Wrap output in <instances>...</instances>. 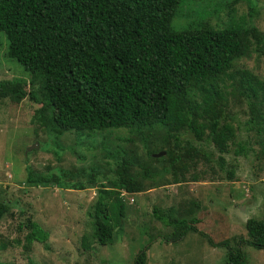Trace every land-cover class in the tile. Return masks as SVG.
I'll return each instance as SVG.
<instances>
[{"label":"trees","instance_id":"16d2710c","mask_svg":"<svg viewBox=\"0 0 264 264\" xmlns=\"http://www.w3.org/2000/svg\"><path fill=\"white\" fill-rule=\"evenodd\" d=\"M186 1L0 0L6 56L22 66L32 86L42 89L45 107L53 115L43 116L42 126L52 145L61 148L58 140L67 131L87 135L115 129L137 134L155 127L166 131L160 141L166 147L165 154L159 158H153L154 152L141 140L150 160L162 165L161 171L133 162L125 153L116 164L114 188L101 186L98 190L90 217L93 239L100 246L110 245L116 230L121 231L126 205L120 192L139 194L158 188L160 178L167 174L171 179L161 182L162 186L199 183L205 172L188 179L185 175L199 163L210 162L204 142L217 150L219 166L225 164L224 155L246 158L253 152L248 140H237L229 106L245 103L247 132L264 134L263 76L238 64L251 52L264 55V33L254 25L259 3L245 0L247 21H230L223 30L211 29L203 16L192 17L176 29L172 20L184 13L208 16L193 11L198 4L189 6ZM221 1L219 11L229 4V0ZM239 1L232 0L231 6ZM31 97L39 102L33 94ZM181 132L190 138L181 141ZM258 153L264 154V143ZM135 164L143 170L139 177L131 173ZM26 171L27 187L83 188L65 183L68 174L59 169ZM166 210L154 207L151 212L168 233L160 236L163 242L176 243L188 233L198 232L183 218L185 211ZM7 214H12L11 207L0 201V221ZM245 229L249 238L239 240L236 248L227 240L215 243L208 239L210 246L227 249L225 264H247L242 243L264 251V220L248 219ZM36 232L41 231L31 230L25 236V249L33 241L42 242ZM85 239L82 246L88 249ZM2 249L4 245H0ZM147 250L142 248L133 264H147Z\"/></svg>","mask_w":264,"mask_h":264},{"label":"rangeland","instance_id":"374dc122","mask_svg":"<svg viewBox=\"0 0 264 264\" xmlns=\"http://www.w3.org/2000/svg\"><path fill=\"white\" fill-rule=\"evenodd\" d=\"M254 1L260 6L254 25L264 33V0ZM194 2L198 6L193 11L205 12L208 16L189 17L184 13L172 20L174 28L184 27L192 17L203 16L213 30H223L230 21L248 19L245 0L232 6L229 0L228 6L220 11L221 0L186 1L189 6H194ZM7 46L5 35L0 32V201L9 204L12 212L0 221V245H4L0 250L1 262L133 264L137 253L148 247L147 264H225L227 249L210 246L208 239L215 243L227 240L236 248L239 240L249 238L246 221L264 220V154L258 153L264 134L247 132L248 108L241 103L229 106L228 112L237 129V140L251 143L253 152L248 157L224 155L225 164L219 166L217 150L211 143L204 142L203 150L210 162L208 165L199 163L185 175L188 179L192 174L205 172L199 183L162 186L161 182L171 179L167 174L160 178L158 188L139 194L120 192L126 205L121 231L116 230L110 245L97 244L92 235L90 214L97 203L98 190L101 186L114 188L116 164L125 153L133 162L146 163L151 170L161 171L162 165L150 160L146 150L154 152L153 158L163 156L166 147L160 141L166 131L162 127L143 129L141 134L128 129L91 135L67 131L58 140L61 148L52 145L42 126L43 116L53 117L45 107L42 89L29 83V75L15 60H8ZM238 64L264 79V55L251 52ZM31 94L38 98V103ZM194 99L197 101L198 97ZM179 138L184 141L190 137L181 132ZM142 139L147 142V148ZM27 168L36 172L65 171L68 174L65 183L81 184L83 188L27 187L24 185ZM131 173L139 177L142 167L135 164ZM154 207L185 211L187 216L183 218H188L198 232H190L176 243L163 242L162 238L168 233L152 217ZM31 230L41 231L36 232V236L42 242L33 241L27 250L23 246ZM84 238L88 249L82 246ZM152 238L155 240L150 242ZM240 249L246 254L247 264H264V251L247 248L243 243Z\"/></svg>","mask_w":264,"mask_h":264},{"label":"water","instance_id":"95a60500","mask_svg":"<svg viewBox=\"0 0 264 264\" xmlns=\"http://www.w3.org/2000/svg\"><path fill=\"white\" fill-rule=\"evenodd\" d=\"M37 147V146H36ZM29 150H31V148L29 149ZM162 154V153H161Z\"/></svg>","mask_w":264,"mask_h":264},{"label":"crops","instance_id":"0c3cea01","mask_svg":"<svg viewBox=\"0 0 264 264\" xmlns=\"http://www.w3.org/2000/svg\"><path fill=\"white\" fill-rule=\"evenodd\" d=\"M187 236V235H186Z\"/></svg>","mask_w":264,"mask_h":264}]
</instances>
